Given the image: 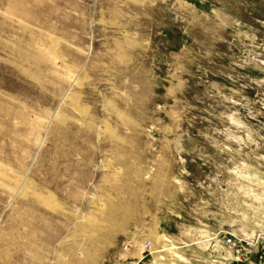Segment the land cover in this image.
<instances>
[{"label": "rangeland", "instance_id": "374dc122", "mask_svg": "<svg viewBox=\"0 0 264 264\" xmlns=\"http://www.w3.org/2000/svg\"><path fill=\"white\" fill-rule=\"evenodd\" d=\"M261 237L264 0H0V264H264Z\"/></svg>", "mask_w": 264, "mask_h": 264}, {"label": "built area", "instance_id": "2783aa9c", "mask_svg": "<svg viewBox=\"0 0 264 264\" xmlns=\"http://www.w3.org/2000/svg\"><path fill=\"white\" fill-rule=\"evenodd\" d=\"M257 242L259 243V246L262 249H264V237H261ZM226 243H227L228 246H233L234 247L236 245V242L231 237L226 239ZM240 259H238V260H240Z\"/></svg>", "mask_w": 264, "mask_h": 264}, {"label": "bare ground", "instance_id": "6f19581e", "mask_svg": "<svg viewBox=\"0 0 264 264\" xmlns=\"http://www.w3.org/2000/svg\"><path fill=\"white\" fill-rule=\"evenodd\" d=\"M47 206V205H46Z\"/></svg>", "mask_w": 264, "mask_h": 264}]
</instances>
